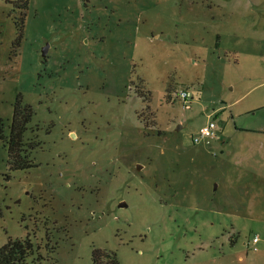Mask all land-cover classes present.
Segmentation results:
<instances>
[{"label":"rangeland","instance_id":"obj_1","mask_svg":"<svg viewBox=\"0 0 264 264\" xmlns=\"http://www.w3.org/2000/svg\"><path fill=\"white\" fill-rule=\"evenodd\" d=\"M15 2L0 118L6 138L17 99L31 107L34 167L11 170L0 139V247L28 236L26 264H264V0H30L22 20ZM210 120L219 138L193 143Z\"/></svg>","mask_w":264,"mask_h":264},{"label":"trees","instance_id":"obj_2","mask_svg":"<svg viewBox=\"0 0 264 264\" xmlns=\"http://www.w3.org/2000/svg\"><path fill=\"white\" fill-rule=\"evenodd\" d=\"M30 0H16L14 6L24 11L27 9ZM22 24V21L21 23ZM32 110L29 105H22L20 99H17L13 107L12 121L9 126L8 136L4 137L3 121L0 118V139L4 141L8 149L9 168L11 170H28L34 167L26 160L25 151L27 146L23 142V135L27 131V126L31 122ZM34 150L29 147L28 152ZM53 249V248H52ZM34 254V245L27 236L25 239L7 238L6 243L0 247V264H26L27 259ZM111 258V264H117L114 254H107L99 250L92 253L93 264H100V258ZM41 258L35 262L39 264Z\"/></svg>","mask_w":264,"mask_h":264},{"label":"built area","instance_id":"obj_3","mask_svg":"<svg viewBox=\"0 0 264 264\" xmlns=\"http://www.w3.org/2000/svg\"><path fill=\"white\" fill-rule=\"evenodd\" d=\"M179 96L184 102H187L192 97L188 92L185 91H183ZM185 108L189 107L185 106ZM220 132L221 128L217 125V123L214 120H210L199 130L198 136L193 138V143H197L201 139L217 140L219 138ZM257 242L258 238L254 237L252 239V244H255Z\"/></svg>","mask_w":264,"mask_h":264},{"label":"water","instance_id":"obj_4","mask_svg":"<svg viewBox=\"0 0 264 264\" xmlns=\"http://www.w3.org/2000/svg\"><path fill=\"white\" fill-rule=\"evenodd\" d=\"M47 54V47L42 49V56L45 57ZM121 206H124V204H121Z\"/></svg>","mask_w":264,"mask_h":264},{"label":"crops","instance_id":"obj_5","mask_svg":"<svg viewBox=\"0 0 264 264\" xmlns=\"http://www.w3.org/2000/svg\"><path fill=\"white\" fill-rule=\"evenodd\" d=\"M259 181L264 185V172L261 173V175L259 177Z\"/></svg>","mask_w":264,"mask_h":264}]
</instances>
